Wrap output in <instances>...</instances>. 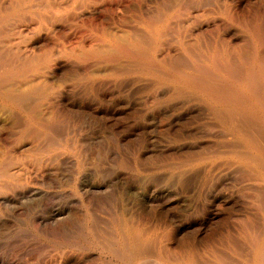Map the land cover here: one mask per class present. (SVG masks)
Listing matches in <instances>:
<instances>
[{
	"label": "rangeland",
	"instance_id": "1",
	"mask_svg": "<svg viewBox=\"0 0 264 264\" xmlns=\"http://www.w3.org/2000/svg\"><path fill=\"white\" fill-rule=\"evenodd\" d=\"M0 8V264H261L264 180L210 99L264 81V0Z\"/></svg>",
	"mask_w": 264,
	"mask_h": 264
},
{
	"label": "bare ground",
	"instance_id": "2",
	"mask_svg": "<svg viewBox=\"0 0 264 264\" xmlns=\"http://www.w3.org/2000/svg\"><path fill=\"white\" fill-rule=\"evenodd\" d=\"M0 10H2V8H0ZM152 21V20H150ZM157 21V20H156ZM153 22V21H152ZM151 22V23H152ZM206 52V51H205ZM4 54V53H3ZM244 54V53H242ZM247 54V53H245ZM193 55V54H191ZM259 55V54H258ZM261 55V54H260ZM259 55V56H260ZM241 56V55H240ZM243 56V55H242ZM3 57V56H1ZM0 57V58H1ZM196 57V55H195ZM230 57V56H229ZM204 58V57H202ZM231 60H232V57H230ZM242 58H245V55L242 57ZM248 58V57H247ZM262 58V57H261ZM258 59V58H257ZM263 59V58H262ZM197 60V59H196ZM229 60V61H231ZM244 60V59H243ZM242 60V61H243ZM178 61H181V60H178ZM215 61V60H214ZM261 61L260 60V65H261ZM264 61V60H263ZM15 62V61H14ZM166 62V61H165ZM206 62V61H205ZM232 62H234L232 60ZM245 62V61H244ZM7 63V62H6ZM207 63V62H206ZM217 63V62H216ZM215 63V64H216ZM2 64V63H1ZM10 64V63H9ZM180 63H178L179 65ZM183 64V63H182ZM181 64V65H182ZM231 64V63H230ZM236 63L234 62L233 65H235ZM3 65H6V64H3ZM176 65V64H175ZM174 65V66H175ZM187 66H189L188 64H185ZM218 66V64H216ZM197 66V65H195ZM237 66V64H236ZM172 67V66H171ZM176 67V66H175ZM238 67V66H237ZM262 67V66H261ZM188 68H191V66H189ZM198 68V66H197ZM203 68V67H202ZM201 68V69H202ZM239 68L241 69V67L239 66ZM238 68V70H240ZM172 69H174L172 67ZM220 69V67H219ZM228 69V68H227ZM203 71H206L208 69H202ZM201 70V71H202ZM232 70V69H230ZM237 70V71H238ZM24 71V70H23ZM26 71V70H25ZM157 71V70H156ZM209 71V70H208ZM229 71V70H227ZM234 71V70H232ZM251 71V70H250ZM179 72V71H178ZM231 72V71H230ZM241 72V71H240ZM205 73V72H204ZM209 74H212L209 72H207ZM232 73V72H231ZM184 74V73H182ZM206 74V73H205ZM224 74L225 75H229L230 79H233L235 77V74H234V77L231 76V74L229 73H226L224 71ZM213 75V74H212ZM255 75V74H254ZM215 76V75H214ZM253 75H252V80H253ZM264 77V72H262V78ZM186 82L189 83V84H192V76L190 75H187L186 74ZM195 78V77H194ZM192 78V79H194ZM209 78V77H208ZM237 78V76L235 77V79ZM196 79V78H195ZM211 80V78H209ZM254 79L256 80L257 78L254 77ZM198 80V78L196 79ZM252 80L250 79H245V80H242V82H236V81H231L232 83L230 84V89L231 91H229V94L227 96H220V95H216L215 93V96H214V99L211 98V104L212 106H210L211 108L213 107V110L217 112L218 114V117L223 121L225 122L227 125H226V129L233 133L234 135L236 136H239L241 139H243L245 145L248 147L249 149V152L247 153H237L235 152V154H233V156L235 157V159L237 160V162H239L240 164L242 165H245V166H249L250 168L253 169V171L255 172L256 175H260L261 178H263L264 180V81L262 82L261 85L253 82ZM254 80V81H255ZM18 79L15 81L17 83ZM200 81V79L198 80ZM203 80H201L200 82H202ZM209 81V80H208ZM207 81V82H208ZM28 82V81H27ZM196 82V81H195ZM205 82V80H204ZM211 82H214L211 80ZM221 82V81H220ZM257 82H258V79H257ZM20 83V82H19ZM26 83V82H24ZM24 83H20L22 85H24ZM203 83V82H202ZM9 84V83H8ZM7 84V85H8ZM13 84V83H12ZM10 83V85H12ZM14 85V84H13ZM31 85V84H30ZM193 85V84H192ZM6 86V85H5ZM9 86V85H8ZM6 86V87H8ZM194 86V85H193ZM222 86V85H221ZM3 87V86H2ZM213 88L212 92L215 91V92H219V89H222L218 84H216V82L213 83V85L211 86ZM1 88V87H0ZM18 88V87H16ZM227 88V87H226ZM15 89V88H14ZM23 89V88H22ZM2 90V89H1ZM0 90V100L2 102H4V93L1 92ZM3 90H4V87H3ZM2 90V91H3ZM5 90H7V88H5ZM18 91V89H15ZM20 90V89H19ZM210 90V89H209ZM16 91V92H17ZM208 91V90H207ZM209 92V91H208ZM29 99V97H26V99ZM207 98V97H206ZM31 99V98H30ZM21 100V99H20ZM209 100V99H208ZM32 101V100H31ZM31 103V102H30ZM29 105V104H28ZM27 105V106H28ZM27 106H24L23 105V108L27 107ZM7 108V107H6ZM12 108V107H11ZM17 109V108H16ZM7 111V109L5 110ZM4 111V113H5ZM213 112V111H212ZM14 113V112H13ZM214 114V113H213ZM6 115V113H5ZM4 115V116H5ZM37 115V113H36ZM208 115V114H207ZM9 116V115H8ZM15 116H16V113H15ZM18 116V115H17ZM17 116L15 117L16 118V121L18 120ZM32 116V115H31ZM45 116V115H44ZM7 117V116H6ZM14 117V116H13ZM12 117V119H13ZM33 117V116H32ZM210 117V116H209ZM236 117L238 118V123L235 122V119ZM21 118V117H20ZM19 118V119H20ZM40 118V117H39ZM45 118V117H44ZM40 119H43V118H40ZM10 120V119H9ZM15 120V119H14ZM12 121V120H10ZM15 122V121H14ZM19 122V120H18ZM22 122V120H21ZM17 123V122H16ZM22 124V123H21ZM20 125V124H19ZM50 125V124H49ZM21 126V125H20ZM44 126V125H43ZM215 126V125H214ZM30 127V126H29ZM28 127V128H29ZM50 127V126H49ZM47 128V126L45 127ZM52 127H50L51 129ZM201 130V129H200ZM204 130V129H203ZM206 130V129H205ZM46 135V134H45ZM218 135V134H217ZM47 138V137H46ZM52 138V137H51ZM50 138V139H51ZM48 140V139H47ZM46 140V141H47ZM45 141V142H46ZM51 141V140H50ZM49 143V142H48ZM48 143H46L48 145ZM52 143V142H50ZM49 143V144H50ZM233 145H234V142H232ZM238 143V142H237ZM55 144V143H54ZM240 145L239 143L237 144V146ZM236 146V145H234ZM45 147V146H44ZM211 147V146H210ZM208 148L206 147L205 150H207ZM213 149V148H212ZM210 150H208L207 152H209ZM214 151H215V148H214ZM213 151V152H214ZM195 152V150H194ZM201 152H204L201 151ZM200 152V153H201ZM212 152V150H211ZM215 152H218V151H215ZM198 153V151H197ZM188 154V153H187ZM192 154V153H191ZM182 156V155H181ZM189 156V155H188ZM187 160V159H186ZM191 160V159H190ZM6 163V162H5ZM206 165V163H205ZM172 166V165H171ZM202 166V165H201ZM173 167V166H172ZM200 167V166H199ZM235 167V166H234ZM201 168V167H200ZM3 170V169H2ZM199 170V169H198ZM247 170V169H246ZM7 171V169H6ZM184 171V170H183ZM187 171V170H185ZM193 171V170H192ZM180 173V172H179ZM188 173V172H187ZM166 174V173H165ZM185 174V172H184ZM183 175V174H182ZM253 175V174H251ZM250 176V174H249ZM233 177V176H232ZM255 176H253L252 178H254ZM188 178V177H187ZM257 178V177H256ZM245 179V178H244ZM173 180V179H172ZM183 180V178H182ZM183 182V181H182ZM251 185V184H250ZM258 187V186H257ZM239 188V187H238ZM262 189V188H261ZM254 190V189H253ZM248 193V192H247ZM262 193V192H261ZM239 196V195H238ZM244 196V195H243ZM264 196V195H263ZM218 199V198H217ZM216 202V201H215ZM250 202V201H249ZM263 211V210H262ZM234 217V216H233ZM255 225V224H254ZM248 226V225H247ZM257 226V225H256ZM252 227V226H251ZM120 229V228H119ZM244 230V229H243ZM123 233V232H122ZM245 235V233H244ZM127 237V236H126ZM131 237V236H130ZM229 238H230V235H229ZM232 238V236H231ZM246 238V237H245ZM140 239V238H139ZM230 240V239H229ZM234 240V239H233ZM247 240V239H246ZM236 241V240H235ZM234 241V242H235ZM239 241V240H238ZM240 243L238 244H241L243 243V241L241 242V240L239 241ZM224 243V242H223ZM231 243L233 244V241H231ZM229 246V245H228ZM233 246H236V248L238 247L237 244L235 245V243L233 244ZM239 249L241 250V247H239ZM140 250V248H139ZM176 250V249H175ZM189 251V250H188ZM172 252V251H170ZM262 252V251H261ZM261 252H260V255H261ZM264 252V251H263ZM153 253V252H152ZM243 255V254H242ZM172 258V257H171ZM196 258V257H195ZM174 259V257H173ZM264 260V256L261 255L260 257V260H259V263L263 264V261ZM223 261H226V260H223ZM196 263H197V260H196Z\"/></svg>",
	"mask_w": 264,
	"mask_h": 264
}]
</instances>
